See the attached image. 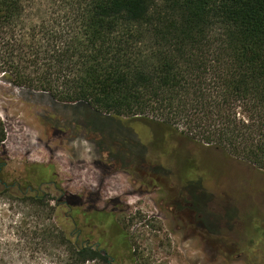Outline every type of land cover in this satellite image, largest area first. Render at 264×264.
<instances>
[{
    "label": "trees",
    "instance_id": "16d2710c",
    "mask_svg": "<svg viewBox=\"0 0 264 264\" xmlns=\"http://www.w3.org/2000/svg\"><path fill=\"white\" fill-rule=\"evenodd\" d=\"M0 81L172 131L264 174V0H0ZM6 196L49 211L0 174ZM45 233L65 264L107 262L64 230Z\"/></svg>",
    "mask_w": 264,
    "mask_h": 264
},
{
    "label": "rangeland",
    "instance_id": "374dc122",
    "mask_svg": "<svg viewBox=\"0 0 264 264\" xmlns=\"http://www.w3.org/2000/svg\"><path fill=\"white\" fill-rule=\"evenodd\" d=\"M0 120L6 134L0 147L3 184L25 196H43L42 207L49 208L0 198V264H65V249L45 243V232L57 228L71 235L75 220L85 233L84 215L100 213L104 206L111 210L114 200L127 202L128 219H144L131 230L138 264H264V220H254L264 219V174L246 163L172 131L155 136L151 128L3 81ZM145 184L156 188L152 196L140 197ZM179 185L213 233L228 222V238L219 235L210 247L188 238V231L178 228L184 223L151 220L186 219L172 206ZM69 197L82 206L73 219L68 208L58 207ZM211 204L218 209L211 211ZM91 232L95 238L97 232Z\"/></svg>",
    "mask_w": 264,
    "mask_h": 264
},
{
    "label": "flooded vegetation",
    "instance_id": "af4514ba",
    "mask_svg": "<svg viewBox=\"0 0 264 264\" xmlns=\"http://www.w3.org/2000/svg\"><path fill=\"white\" fill-rule=\"evenodd\" d=\"M167 174L166 170H163ZM161 172V171H159ZM165 174V173H163ZM140 189V197L152 196L156 188L153 185L145 184ZM144 188V189H143ZM175 199L172 200V206H174V212L178 214H183L186 219L179 217L180 219H151L153 221L161 220L162 222L179 221L184 223L186 226L178 227L185 228L188 231V238H199L203 240L206 245L213 247L217 244L218 236L227 237L228 232V222H224L217 233H213L210 226L207 225V220L202 219V216L197 210V206L194 204L193 199L186 195V191L181 185L175 190ZM131 195H126L130 197ZM70 198V197H69ZM69 198L65 201L59 203L58 207H66L69 209L68 219H73L76 212L80 211L82 206L80 201L77 200L76 206L72 205ZM187 201V202H186ZM113 208L110 210L104 206L100 213L102 215L97 216L96 213L93 215L85 214V230L87 232H82L78 226H74V231L71 233V237H75L76 242H81V245L85 248H89L98 251L101 255L107 258V262L100 264H138L139 250L135 243L136 231H132V226L135 221L144 219H128L126 215L130 212V208L127 202L121 200H114L111 202ZM210 210L218 209L214 204L209 205ZM215 212V211H213ZM263 213V211H262ZM101 220H98V219ZM254 220H264V219H254ZM89 231V232H88ZM96 231V237H92V232ZM160 233V228H159ZM225 234V235H223ZM228 241V240H227ZM97 262V261H93ZM90 262V263H93ZM89 264V263H88Z\"/></svg>",
    "mask_w": 264,
    "mask_h": 264
}]
</instances>
